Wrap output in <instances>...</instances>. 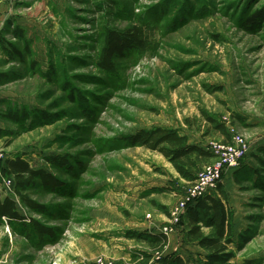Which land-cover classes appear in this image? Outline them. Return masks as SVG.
Returning <instances> with one entry per match:
<instances>
[{"label": "rangeland", "instance_id": "374dc122", "mask_svg": "<svg viewBox=\"0 0 264 264\" xmlns=\"http://www.w3.org/2000/svg\"><path fill=\"white\" fill-rule=\"evenodd\" d=\"M256 11L262 18L248 24ZM141 18L149 23V49L121 59L119 77L100 72L95 57L104 29ZM10 21L26 28L33 55L8 62L0 46V151L23 155L64 186L26 191L47 206L46 213L33 211L5 185L12 177L0 168L1 197L13 196L20 213L54 231L41 239L30 226L26 235L22 224L3 217L0 264H143L142 253L163 264L162 250L125 232L169 225L192 183L159 153L116 147L122 135L156 126L178 129L210 150L233 137L249 146L240 172L223 177L236 235L256 233L232 264H264V0H0V33ZM10 106L50 116L23 127L6 116ZM202 111L225 124L228 139ZM64 155L66 166L48 162ZM157 187L167 191L153 192Z\"/></svg>", "mask_w": 264, "mask_h": 264}, {"label": "trees", "instance_id": "16d2710c", "mask_svg": "<svg viewBox=\"0 0 264 264\" xmlns=\"http://www.w3.org/2000/svg\"><path fill=\"white\" fill-rule=\"evenodd\" d=\"M259 18H262L261 12L256 11L245 21L248 24H253ZM8 24L9 29H6V31L4 29L0 33V46L7 55L8 62L26 63L27 59L33 55L32 40L27 37L25 27L19 24L15 25L11 21ZM4 31L12 38L20 40L23 44L22 47L5 38ZM150 43L149 23L145 22L143 18L139 22L123 28L107 26L101 35V46L95 57V66L100 72L110 77H119V61L128 54H144L149 49ZM36 63V60H32L30 66L34 67ZM53 73H55V66L52 63L49 71L44 73L43 76L51 79ZM4 79V75L0 73V84L4 82ZM202 114L213 130L220 132L227 139L229 138L224 123H221L206 111H202ZM10 116L12 121L18 122L23 127L31 119V127L35 125L36 117L39 116L38 118L48 120L50 115L43 109H30L23 106L20 109L11 111ZM118 141L119 144L116 147H143L161 154L173 165L179 175L190 183L194 182L204 166L215 158V154L208 147L190 143L187 134L171 127L141 128L136 132L122 135L118 138ZM243 159L244 157L240 163ZM48 162L53 166L67 165L65 155L49 157ZM1 169L6 176L12 177L14 193L20 201L33 211L46 213L47 206L37 202L25 193L26 191L40 185L53 191H57L64 186V181L44 168L33 167L23 155L6 158L1 165ZM241 169L242 164L234 169L236 175ZM254 173L258 174L256 170ZM152 190L153 192L162 193L167 191V188L157 187ZM161 206L162 210L168 212L164 205ZM233 214L222 179L215 191L187 203L177 225L181 241L196 244L205 253H198V258L194 262L185 259L179 253H174L164 258L163 264H232L237 252L243 250L256 236L254 232H240L236 235ZM3 217L8 218L11 223L22 224L25 227L23 233L26 235L30 234L27 227L32 226L41 239L46 236H54L52 227L43 225L34 218H29L20 213L16 199L11 195L4 197L0 195V220ZM125 236L128 239L144 241L156 251L163 250L168 244V235L164 233L127 230ZM140 256L144 259V262L152 259L151 253H142ZM262 262V259H245L241 264H262Z\"/></svg>", "mask_w": 264, "mask_h": 264}, {"label": "built area", "instance_id": "2783aa9c", "mask_svg": "<svg viewBox=\"0 0 264 264\" xmlns=\"http://www.w3.org/2000/svg\"><path fill=\"white\" fill-rule=\"evenodd\" d=\"M211 151L215 154V159L217 160L204 166L199 173L198 178L192 182V186L188 191L187 199L181 203V207L178 208L176 212L172 213V221L169 225L163 227L162 233L169 235L175 230V225L179 223L180 220L179 212L182 209L185 210L187 203L204 194L215 191L219 182L223 179V174L229 169H236L239 167L241 159L249 151V146L243 141V139L233 137V140L229 143H223L219 146L213 145ZM6 158L5 153L0 151V168ZM5 182V185L11 188L13 180L8 179ZM152 260L153 259L144 262L143 264H157L155 262L153 263Z\"/></svg>", "mask_w": 264, "mask_h": 264}, {"label": "crops", "instance_id": "0c3cea01", "mask_svg": "<svg viewBox=\"0 0 264 264\" xmlns=\"http://www.w3.org/2000/svg\"><path fill=\"white\" fill-rule=\"evenodd\" d=\"M4 110L6 112V116L10 118L11 117L10 116L11 111H13L15 109H11V106H10L8 108L4 107ZM227 174H228V171L225 174V177ZM223 183L225 184L224 179H223ZM161 225H162L161 223L156 224L154 229H151L148 227H143V228H140L139 230L148 231L150 233H162V229H161L162 226ZM145 226H147V225H145ZM162 252L165 256H169V255L174 254V253L175 254L179 253L185 259H190L193 262L195 259L198 258V253H205V251L196 244L182 242L180 239V234L177 231H174L168 235V244L164 247Z\"/></svg>", "mask_w": 264, "mask_h": 264}]
</instances>
